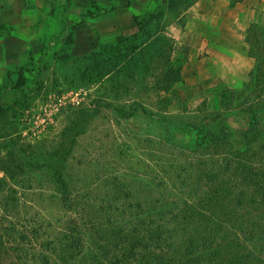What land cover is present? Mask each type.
Instances as JSON below:
<instances>
[{"label": "rangeland", "instance_id": "374dc122", "mask_svg": "<svg viewBox=\"0 0 264 264\" xmlns=\"http://www.w3.org/2000/svg\"><path fill=\"white\" fill-rule=\"evenodd\" d=\"M195 1L0 0V229L12 223L36 251L78 236L74 264L103 240L109 263L125 246L145 251L123 243L132 231L148 240L154 220L178 209L192 218L222 180L235 199L227 241H197L184 256L264 264V94L250 77L220 81L219 94L185 86L175 33ZM197 207L208 222L219 217ZM199 224H186L174 257L206 232Z\"/></svg>", "mask_w": 264, "mask_h": 264}, {"label": "trees", "instance_id": "16d2710c", "mask_svg": "<svg viewBox=\"0 0 264 264\" xmlns=\"http://www.w3.org/2000/svg\"><path fill=\"white\" fill-rule=\"evenodd\" d=\"M246 38L247 43L249 44L248 54L255 61L254 66L249 72V77L254 82L252 88L253 91L257 89V91H260V95H263L264 29L259 28L256 24L252 23L246 30ZM259 100L261 104L264 103V97L259 98ZM213 137L215 138V136ZM231 152L236 154L234 150ZM240 152L241 151H239V153ZM242 168L241 165V169ZM224 169L228 170V165H226ZM246 170L247 168L244 166L243 171ZM55 175L58 178V182L61 184L64 198H68V187L65 180L60 174L56 173ZM222 183L224 184L225 182L221 180L217 185H211L209 189L202 193L200 197L201 200H199L200 202L198 203L197 201V204L192 208V218L186 217L184 215L185 212L178 209L172 214L169 221L159 219L154 220V225L152 226L150 238L148 240L145 238V233L135 231L129 233L127 238L123 240V243L134 242L143 247L145 251L140 252L130 246H125L118 250L119 254L114 255V252L111 253L109 263H104L102 257L108 254L109 250L106 248L105 241L102 240L100 241L101 243H98L91 252V258L89 259L88 264H203L188 263L190 258L185 257L184 255L189 252L188 248L190 246H194L193 249L195 250L197 241H201L200 244H203L205 247L213 246L216 243L217 237L220 238L221 241H227V236L226 234L223 235L221 228L223 222L226 221L227 214L231 211L232 205H235V199L232 198V200H227L232 197L233 192L227 188V185L224 186ZM257 186L258 189H261L264 193V179ZM200 206H204L208 211H218L219 217H216L215 220H209L208 222V220L202 217L198 213L199 211L195 208H199ZM201 222L207 223L204 227L206 232L203 235L200 234V237H198L196 241L188 238L187 243H185L184 246L182 245L183 250L181 255L179 253V257H174L173 255L175 251L181 245L183 236L181 233L183 232L184 227H186V224L193 223L200 225L199 223ZM8 224L7 227H2L0 229V264H74L72 261H74L81 253L80 248L77 247V244L79 246V244L82 243L79 241L80 237L70 235L58 237L54 243L56 245L54 248L43 249L42 251L29 249L31 248V241L25 237L17 242L14 227L12 226V223ZM253 227H256L255 224H253ZM238 242L239 241H235V244L241 245V243ZM242 247L243 248L240 249L243 250H241L242 253H245L243 254L244 257L248 259L249 254L246 253L248 251L246 250L247 247L245 245H242ZM223 248L226 250L225 254H228L227 247L224 246ZM196 249H199V247L196 246ZM257 258L259 257H256V259ZM233 259L235 258L223 255V257L218 259L216 263L209 264H231L233 263ZM130 260L136 261V263H130Z\"/></svg>", "mask_w": 264, "mask_h": 264}, {"label": "crops", "instance_id": "0c3cea01", "mask_svg": "<svg viewBox=\"0 0 264 264\" xmlns=\"http://www.w3.org/2000/svg\"><path fill=\"white\" fill-rule=\"evenodd\" d=\"M185 12L186 20L175 36L187 54L183 79L188 90L197 94L201 84L205 91L219 94L220 81L241 83L247 79L253 58L248 54L246 30L251 23H264V0L230 5L229 0H196Z\"/></svg>", "mask_w": 264, "mask_h": 264}]
</instances>
